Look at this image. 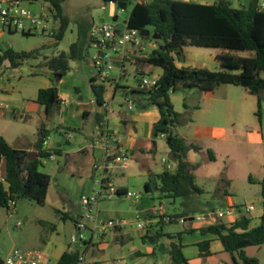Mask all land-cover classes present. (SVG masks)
<instances>
[{"label": "rangeland", "instance_id": "1", "mask_svg": "<svg viewBox=\"0 0 264 264\" xmlns=\"http://www.w3.org/2000/svg\"><path fill=\"white\" fill-rule=\"evenodd\" d=\"M199 1L207 4L214 2V0ZM246 1L241 0L242 3H238L236 0H229L231 6L234 8L245 4ZM134 3V1H129L124 10L117 9L115 16L110 17L108 14V4H105L103 8L102 0H61L62 13L68 20V26L63 38L58 42H56L53 36L41 34L37 31L30 35H23L20 32H5L0 35L1 50L9 47L17 52H27L41 48L42 46L44 47L36 59L26 60L17 68L11 67L8 61H4L0 66V85L12 83L16 86L15 88L24 86L23 88L29 89L33 77L36 75L41 81L47 79L55 82L50 70L46 67V61L57 56L60 52L68 53L70 44L77 39L78 29L85 30L92 25H98L103 22L118 25L123 23L128 19ZM26 5L33 13H40L37 3ZM52 26L57 30L58 21ZM149 32L150 35L148 37L142 38L144 44L143 53L147 56L158 47V42L152 38L151 29H149ZM184 48L187 51L190 48L209 49L191 44H185ZM229 52L236 56L247 57L253 55L252 52L237 50H231ZM88 54H93L91 48L88 49ZM91 64L90 57L87 55L82 60L70 63V69L66 73L69 76L64 78L67 81L68 87L72 84L79 87L81 90L80 93L85 99L88 98L89 73L92 70L90 68ZM138 68L140 74H137L135 69L129 68V71L121 76L120 83L134 87L139 76H155L160 71L159 67L149 64H142ZM117 74L118 72L116 70L112 72L113 77H116ZM261 78H264V73L261 74ZM40 84L42 86L44 83L41 82ZM226 85V100L220 101L219 104H214L212 108H220V111L225 112L224 117L215 114H203L200 111L193 117V109L203 106L200 90L194 88L175 92L176 96L180 97L181 100L183 99L185 104L188 105V108H183V111L181 109L180 114L184 120L183 124L192 118L197 124L201 123L209 127L224 128L227 133L225 140L217 142L216 144L215 161L209 160L205 152L198 154L190 152V159L196 156V160L199 162L196 184L203 189L204 193L194 199L189 205H186L182 198L170 199L166 195H162L161 200V193L157 189L159 182L155 177H148L145 174L143 178L132 181L127 180L126 176L129 172L124 171V178H121V175H119V178L114 180L112 186L114 188L125 186L129 192L138 193L141 196L140 200L134 203L125 196L111 200L100 197L98 205L94 207L93 211L95 215L97 209L100 211L98 220L120 219L123 221L124 226L122 232L125 236L124 243L119 244L115 242L113 229H107L105 232L106 236L103 237L98 228L93 229V224L87 222L89 230L85 233L86 238H92L96 246H99L102 239L108 243V247L99 255L100 260H104L106 262L105 264H112L113 260L117 259H123L126 264H171V258L167 252V239L156 242L154 233L165 222L167 224L163 227V230L166 232L177 233L183 230L185 227L184 222H175L174 216L180 215L184 211H189L193 218L196 215H206L210 211L225 209L224 194H221V192L217 193L216 189L222 179L226 181V175L232 176L233 178V186L228 189V192L236 204H252L256 211L262 208L261 185L257 181L249 182L248 175H251L255 180L264 176V91L260 94L262 102L260 118L258 119L256 115V97L250 95L244 87L231 84ZM117 100L118 98L116 97ZM176 106L180 110V103L178 101H176ZM232 132L237 133L236 138L233 137ZM51 138L53 141L58 140L63 142L62 137L54 133H51ZM153 141L155 142V148L152 153L147 155L148 168L153 172H160L164 167L161 160L164 159L166 164L174 169L175 161L164 138L158 136ZM41 161L42 163L45 162V165L39 167V170L44 172L45 169L48 170L49 164L46 158H42ZM45 166L46 168L44 169ZM144 171L147 173V170ZM206 172L209 173V178L205 177ZM146 181L150 185L149 193H146L144 190V182ZM56 188V186H53L48 200L43 206H38L34 202L26 199H20L16 201L15 210L11 213L12 216L9 221H6L5 214L0 215V248L3 252L8 253L14 248L31 250V247L26 246L24 238L33 235L44 237L51 235L54 239H58L61 244L65 245L72 235L77 234L73 228V222L78 221L80 218V210L78 207L79 196L90 194L103 195L111 192L108 188L100 192L99 187L95 191H91L87 187L83 190V187L79 184L71 186L68 183L62 186L63 189H68L67 191L60 189L55 191L54 189ZM71 203L75 204L76 208L73 209L70 205ZM160 203L164 206L166 215L171 219L166 221L162 216H154V218H158L156 225L152 227L154 231L150 235V239L143 240L138 234L139 230L136 228L134 218L136 215L140 216L145 220L147 227L146 218L152 213L153 208L157 207ZM56 210H59L61 213L57 214ZM253 211L251 213H254ZM64 212H68L66 219L61 218V214ZM38 219L45 221L46 225L41 226L37 222ZM228 219L229 217H224L221 220L227 221ZM18 222L22 224L19 229L15 228ZM206 223L207 221L198 222L191 220L189 226L195 227L205 225ZM51 226H55L54 231L50 230ZM197 238H199L198 233H189L185 236V239L192 241L197 240ZM147 246H152L155 249V254H145V248ZM137 251L141 253V257L139 258L135 255ZM190 252V250L187 252L188 255ZM245 254L246 256L257 258L259 264H264V244L249 247L245 250ZM224 255L229 261V254L225 252ZM221 258L219 255L213 258L204 256L200 261L197 258L192 259L191 264H225V262L220 261Z\"/></svg>", "mask_w": 264, "mask_h": 264}, {"label": "trees", "instance_id": "2", "mask_svg": "<svg viewBox=\"0 0 264 264\" xmlns=\"http://www.w3.org/2000/svg\"><path fill=\"white\" fill-rule=\"evenodd\" d=\"M46 1L55 10L54 19L58 21V28L53 37L58 42L64 36L68 20L62 13L61 0ZM102 1L106 4L116 0ZM127 25L140 31L149 32L151 29L153 40L158 42V47L150 56L135 58L139 64L153 65L162 70L156 88L148 93L140 92L146 96L148 105L155 106L159 112V120L152 125V139L164 135V141L175 161L174 169H165L156 176L159 182L157 189L170 198H182L189 205L204 193L195 182L194 171L197 165L187 160V153L190 150H199V147L174 134L173 129L182 125L184 120L174 110L170 94L194 88L210 92L223 84L241 86L256 97V115L259 119L262 102L260 94L264 91V78H261L264 73V12L257 10V0H247L237 8L232 7L229 0H214L212 4L186 0H149L133 4ZM86 32V29H78L77 39L70 44L68 53L60 52L46 61V67L55 82L51 87L39 89L36 97V102L44 107L46 115L59 101L55 86L68 72L69 61H79L87 55ZM185 44L217 49L216 60L220 69L210 71L205 68L177 67L176 61H184ZM43 48L42 46L27 52H17L9 47L0 49V66L8 61L11 67L17 68L26 60L36 59ZM231 50L252 52L253 55L236 56L229 52ZM96 80H91V89L97 103L101 104L105 85ZM183 107L187 108L184 101ZM47 136L48 132L41 126L34 145L37 153L34 160L18 157L21 151L9 146L0 136V172H3V179L8 184L7 192L0 184V207L7 208L9 199H26L38 206L45 204L50 178L39 167L41 159L49 156L48 151L41 147ZM260 184L264 194V179ZM116 193L122 194L120 190ZM189 216L192 214L184 211L174 218L188 219ZM250 221L249 217L239 215L231 223L217 221L200 227L197 231L203 236L211 235L219 240L223 250L230 256L228 264H259L258 259L246 256L244 249L264 244V217L254 227H250ZM167 238L171 240L168 248L171 264H190L183 253L180 236L168 234ZM174 238L176 241H173ZM209 243V239L197 243L201 256L210 254ZM84 251L85 247L68 249L55 264H80Z\"/></svg>", "mask_w": 264, "mask_h": 264}, {"label": "crops", "instance_id": "3", "mask_svg": "<svg viewBox=\"0 0 264 264\" xmlns=\"http://www.w3.org/2000/svg\"><path fill=\"white\" fill-rule=\"evenodd\" d=\"M186 1L207 4L199 0ZM104 7L105 4L103 3V8ZM116 9L117 8L108 9L109 16L111 12H116ZM88 30L89 28L86 29V37ZM183 51L184 61H176L175 63L177 67L205 68L210 71H217L220 69V66L216 60V54L218 52L217 49L190 48L187 51V49L183 48ZM142 56L147 57L145 54ZM136 57L141 56H135L131 60L126 59L121 67V72L117 71V76L120 73L121 76L127 73L129 68L135 69V71H137L136 73L140 74L138 66L142 64H139V62L135 61ZM72 62L74 61H69V69L70 63ZM91 66L92 64L90 65L92 70L89 73L90 80L88 86V98H83L80 93L81 90L75 84H72L68 87L67 81L64 78L68 77L69 75L65 74V76L60 81L56 82L57 84L55 88L59 101L51 109L48 115H46L44 107L36 102V97L39 89L53 86V81L47 79L45 81H41V79H39V77L36 75L33 77V81L31 82L29 89L23 88L24 86L15 88L16 86H14L12 83L0 85V136L9 146L19 151L35 152L34 145L37 140L38 129L41 126H44L45 130L48 132V136L44 140L45 144L42 143L41 147L43 150L48 151V153H53L54 157L51 159L48 157L46 158L49 164L47 168L48 170L45 169V166V171L43 172L50 178L45 204L53 186L57 187L54 189L55 191L58 189L67 191L68 189H63L62 186H65L67 183L71 186L79 184L83 187V190L87 187V189L95 191L96 188L99 187V184H101L102 188L104 189L108 188L112 191L120 190L121 193H124L128 191L125 186H118L116 188L112 186V183L114 180L119 178V175H121V178H124V171L129 172V174L126 176L127 180L133 181L143 178L145 174H147L148 177L153 176L156 178L158 174H160L166 169L167 166H169L166 164L164 159L161 160V162L164 164V167L160 172L151 171L147 165V155L152 153L153 149L155 148V142L152 139L151 130L152 125L156 123L160 117L157 108L155 106L148 105L145 95L137 92L132 86L121 84L120 81L117 82L113 88L112 102L108 107H103L102 104L97 103L91 89V80L94 78L97 79L93 67ZM159 69L160 71L157 72L155 75L156 77H159L162 73L161 68ZM41 82L44 83L42 86L40 84ZM96 82L98 81L96 80ZM226 86V84L220 85L210 92L200 91L203 106L201 108L193 109V117H195L198 111L202 112L203 114H215L224 117V111H220V108H212L214 104H219L220 101L226 100ZM116 97L118 98L117 101ZM126 97H130L135 101V110L128 111L126 109L124 105V99ZM170 99L174 110L178 113H181V109L183 111L184 108L183 99L181 100L180 97H177L175 92L170 94ZM63 100H67L68 103L63 104ZM176 101L180 103V110L176 106ZM173 132L174 134L185 139L187 143H192L199 147V150H190L187 153V160L191 164L197 165V168L194 171L196 182V176L199 171V162L196 160V156H194L193 159H190V152H195L197 154L205 152L209 160L215 161V148L217 147L216 144L217 142L225 140L227 134L226 130L224 128L209 127L202 125L201 123L197 124L195 123L194 119L191 118L187 123L179 127H175ZM51 133L61 136L63 142L58 140L53 141L51 138ZM105 133H107L110 139L113 152L115 151L118 153L122 149L128 151L131 161L127 168L122 169L115 166L109 167L104 171L94 168L95 164L101 165L103 163L106 155L103 145L101 143H96L99 135ZM232 135L234 138L237 137L236 132H232ZM44 163L45 162L42 163L41 161L40 167L45 165ZM170 169H172L171 166ZM144 170H147V173H145ZM205 177L209 178V173L206 172ZM262 179H264V176L258 180H255L251 175H248L249 182L257 181V183L260 184ZM226 181L227 183L220 181L221 183L218 184L216 191L217 193L221 192V194H224L226 206L229 203L236 204L228 192V189L233 186L232 176L226 175ZM0 184L4 185L3 172H0ZM144 190L145 192L148 191L146 193L150 192V185L148 181L144 182ZM162 195L163 194L161 193V200ZM261 197L262 208L258 209L257 211L254 209V213L246 215L251 220L250 227L260 224L262 217H264V194H262V191ZM70 205L73 209L76 208L75 204L71 203ZM56 211L57 214L61 213L59 210ZM64 213L61 214V218L66 219L68 212ZM99 213L100 211L97 209V218ZM3 214L6 216V221H9L12 214L9 213L6 208L0 207V215ZM239 215L241 214H237L229 218L227 221H218L231 223ZM154 216L155 215L152 214L148 215L146 218L148 226L146 227L145 225L144 229H138V234L143 240L145 237V240L150 239L149 237L154 231L152 227L156 225L158 220V218H154ZM190 218L191 216H189L186 221H183L185 227L183 230L177 233L166 232L163 230V227L167 224V222L161 224L158 231L154 233L156 238L155 241L160 242L162 239H167V247L169 248V243L171 240L167 238V235L169 234L176 237L179 235L183 245V253L191 264L192 259L197 258V260L200 261L204 257L199 253L197 243L201 242L202 240L209 239L210 254L205 257L213 258L214 256L219 255L222 257L220 261L228 264L230 260L228 261L227 257L224 255L225 251L223 250L219 240L211 235L203 236L197 231L198 228L206 226V224L195 227L189 226V222L191 221ZM143 221L145 223V220ZM37 222L41 224V226L46 225V222L42 219H38ZM175 222H178V219ZM18 223L19 226H17ZM18 223L16 224L15 228L19 229L22 224L20 222ZM74 224L75 222H73V228ZM123 226L124 224L113 229L114 240L119 244H123L125 241V236L122 232ZM50 230L54 231L55 226H51ZM189 233H198L199 238L193 241L185 239V236ZM105 236L106 234L103 237ZM24 239L26 246L29 248L31 247V250H36L43 253L44 257L46 258V261L43 264H55L64 251L73 248L84 249V247V261L82 264L106 263L104 260H100L101 258L99 257L100 253H102L104 249L108 247V243L104 242V239L100 241L99 246H96L93 243L92 238L88 240L89 244L85 246H73L69 243V241L63 245L60 241H58V239H54L51 235L45 237L33 235ZM173 241H176V239L174 238ZM248 248L249 247L245 248V250ZM189 250L191 251L189 254L191 256H189L187 253ZM8 253L3 252L0 248V259L3 260V258ZM149 253L155 254V249L152 246H147L145 248V254ZM135 255L137 258L141 257V253L139 251H137ZM117 260H113L112 264H118ZM124 264H126L125 261Z\"/></svg>", "mask_w": 264, "mask_h": 264}, {"label": "built area", "instance_id": "4", "mask_svg": "<svg viewBox=\"0 0 264 264\" xmlns=\"http://www.w3.org/2000/svg\"><path fill=\"white\" fill-rule=\"evenodd\" d=\"M149 1V0H137L136 2ZM238 3L241 0H236ZM37 3L39 5L40 13H33L26 4L31 5ZM109 9L117 8L116 1H109ZM116 9V10H117ZM257 10L264 12V0H257ZM115 13H110V16H115ZM55 10L46 0H0V35L5 32L14 33L20 32L23 35H30L35 31L41 34H47L53 36L56 29L52 26L57 21L54 19ZM141 31L135 28H130L127 25V20L121 24H112L110 22H103L98 25H92L88 31L89 43L88 49L93 50V54L90 57L93 70L96 74L98 83L105 85V92L103 94L102 106L108 107L112 102V91L117 82L121 80V73L114 77L112 72L114 70L121 72V67L126 59H133L135 56H142L144 53V44L142 42L143 36L140 34ZM156 76H141L136 81L134 89L139 92H150L157 86ZM63 104H67V100L62 101ZM124 105L128 111L135 110V101L130 97L124 99ZM164 138V135H160ZM96 143H101L105 149L106 155L101 165H94L95 169L104 171L109 167L127 168L131 161V157L125 149L121 151L113 152L112 144L107 135H99ZM45 144V142H43ZM53 153H49L48 158H53ZM167 170L170 166L166 167ZM100 192L104 190L102 185L99 184ZM4 190L8 191V184L4 181ZM110 193L103 195H81L79 198V210L80 218L74 224L76 235L70 237L69 243L73 246L87 245L88 240L85 233L89 230L87 222L93 224V229H99L102 236L105 235L107 229H114L123 225V221L117 220H98L96 215L93 213L94 207L98 205L99 198L111 200L113 198H119L125 196L132 200L134 203L138 202L141 196L138 193L126 191L121 195L117 194L116 191L110 190ZM16 207V201L9 199L7 202V211L13 213ZM254 210L252 204L249 205H236L229 203L225 209L217 211H210L206 215H196L192 220L198 222L207 221L206 225H211L224 217H233L237 214L249 215ZM152 215L162 216L166 221L171 218L166 215L164 206L160 203L157 207L152 210ZM177 220V219H175ZM186 221L187 218H179L178 221ZM136 228L144 229L145 223L143 219L136 215L134 218ZM19 226V224H17ZM46 261L43 253L36 250H20L12 249L2 260V264H43ZM84 261V255L80 257V264ZM118 264H124L123 259L117 260Z\"/></svg>", "mask_w": 264, "mask_h": 264}, {"label": "water", "instance_id": "5", "mask_svg": "<svg viewBox=\"0 0 264 264\" xmlns=\"http://www.w3.org/2000/svg\"><path fill=\"white\" fill-rule=\"evenodd\" d=\"M129 1L136 2L137 0H116V5H117L118 9L124 10L126 8V6H127V3ZM140 34L143 37H148L149 36V32L148 31H141ZM88 43H89V36L87 34L86 43H85V52H87V56H88ZM18 157H26L28 160H34L37 157V153L34 152V151H29V152L21 151L19 153ZM190 220H192V217L190 218Z\"/></svg>", "mask_w": 264, "mask_h": 264}]
</instances>
